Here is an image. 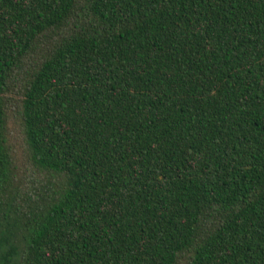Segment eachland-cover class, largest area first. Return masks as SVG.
Returning a JSON list of instances; mask_svg holds the SVG:
<instances>
[{
    "label": "trees",
    "instance_id": "trees-1",
    "mask_svg": "<svg viewBox=\"0 0 264 264\" xmlns=\"http://www.w3.org/2000/svg\"><path fill=\"white\" fill-rule=\"evenodd\" d=\"M0 264H264V0H0Z\"/></svg>",
    "mask_w": 264,
    "mask_h": 264
},
{
    "label": "rangeland",
    "instance_id": "rangeland-1",
    "mask_svg": "<svg viewBox=\"0 0 264 264\" xmlns=\"http://www.w3.org/2000/svg\"><path fill=\"white\" fill-rule=\"evenodd\" d=\"M13 128H14V132H13L14 137H15L18 141L21 142V136H20V135L18 134V132L16 131V130L18 129V127L15 125Z\"/></svg>",
    "mask_w": 264,
    "mask_h": 264
}]
</instances>
